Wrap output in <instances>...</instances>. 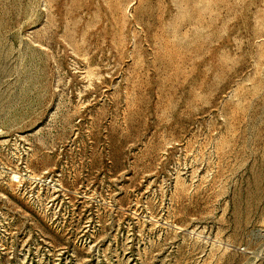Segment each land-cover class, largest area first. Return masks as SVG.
<instances>
[{"label": "rangeland", "instance_id": "1", "mask_svg": "<svg viewBox=\"0 0 264 264\" xmlns=\"http://www.w3.org/2000/svg\"><path fill=\"white\" fill-rule=\"evenodd\" d=\"M0 264H264V0H0Z\"/></svg>", "mask_w": 264, "mask_h": 264}]
</instances>
